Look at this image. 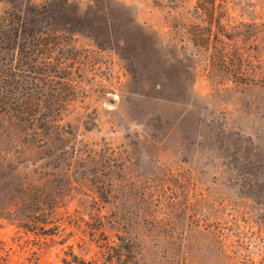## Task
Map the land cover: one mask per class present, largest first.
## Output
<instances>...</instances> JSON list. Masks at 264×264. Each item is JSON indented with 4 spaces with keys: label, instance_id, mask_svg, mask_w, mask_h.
I'll return each mask as SVG.
<instances>
[{
    "label": "rangeland",
    "instance_id": "1",
    "mask_svg": "<svg viewBox=\"0 0 264 264\" xmlns=\"http://www.w3.org/2000/svg\"><path fill=\"white\" fill-rule=\"evenodd\" d=\"M194 4L0 0L54 33L38 118L0 105V264H264V0L227 2L245 76L192 45Z\"/></svg>",
    "mask_w": 264,
    "mask_h": 264
},
{
    "label": "trees",
    "instance_id": "2",
    "mask_svg": "<svg viewBox=\"0 0 264 264\" xmlns=\"http://www.w3.org/2000/svg\"><path fill=\"white\" fill-rule=\"evenodd\" d=\"M227 2L228 0H195L196 20L188 22V39L196 49L206 54L207 63L212 69L226 64L228 59L236 58L239 63L231 64L236 65L235 72L245 76L247 63L244 65L243 62L247 61V54L238 47L231 52L226 46L225 38L229 36L223 29V20L228 9ZM1 32L11 35L4 47L10 52V56L14 57L16 54L18 63L14 65L11 62L5 69L0 65V105L24 119L34 121L38 118L39 109L31 100L43 94L44 82L40 76L51 71L48 65L53 49L49 36L54 33L33 30L18 21L2 22L0 19Z\"/></svg>",
    "mask_w": 264,
    "mask_h": 264
}]
</instances>
